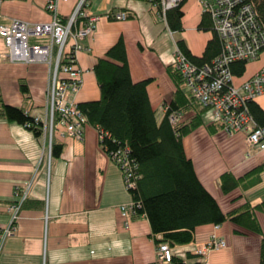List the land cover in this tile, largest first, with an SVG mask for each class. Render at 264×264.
Segmentation results:
<instances>
[{"label":"crops","instance_id":"1","mask_svg":"<svg viewBox=\"0 0 264 264\" xmlns=\"http://www.w3.org/2000/svg\"><path fill=\"white\" fill-rule=\"evenodd\" d=\"M46 1L1 0L0 23L9 24L13 18L30 23L46 22L50 19L45 10ZM146 2L148 8L141 12L132 3L118 7L130 12L122 20L94 10L100 17L84 40L88 49L76 53V65L82 71V84L72 95L77 103L100 98L93 66L121 37L131 78L134 81L151 78L147 85L151 105L155 114L159 108L164 114L163 104L175 89L167 66L173 62L176 40L184 39L192 54L199 56L211 34L203 37L198 32L201 30H197L202 15L197 0L183 2L182 31L170 29L166 14L162 15L156 5ZM70 7L71 3L60 6L64 12ZM165 27L172 39L167 46ZM188 30L201 36L199 45ZM175 32H180L178 38L174 37ZM30 41L37 39L32 37ZM6 52L0 36L1 98L7 104L22 107L33 117H40L44 123L49 116L47 88L51 68L44 62H11ZM21 82L29 89L28 97L20 89ZM257 102L264 109V94ZM207 123L183 137L186 155L193 161L200 181L224 211L241 201H231L239 194L253 203L263 200L264 169L254 175L257 180L250 187L229 194L221 191L219 177L225 171L240 176L264 164V151L254 150L247 155L243 133L228 134L223 130L210 133ZM100 139L99 130L90 124L84 127L82 139L63 136L57 130L50 137L49 128L36 136L25 125L0 117V228L10 222V206L18 200V190L30 184L13 231L0 247V264H156L160 234L152 233L144 214L131 216L128 226L125 225L119 206L129 203L131 195L124 186L120 167L105 151ZM53 144L59 145L58 153H52ZM257 217L264 237V214L258 213ZM234 228L230 221L219 224L216 230L213 223L195 228L192 241H204L214 231L226 241L224 248L213 250L205 257L206 264H260L262 236L251 232L238 234ZM192 241L173 250L185 264H205L199 257H187Z\"/></svg>","mask_w":264,"mask_h":264},{"label":"trees","instance_id":"2","mask_svg":"<svg viewBox=\"0 0 264 264\" xmlns=\"http://www.w3.org/2000/svg\"><path fill=\"white\" fill-rule=\"evenodd\" d=\"M158 5L159 0H144ZM264 25V0H251ZM183 2L166 11L169 28L182 31L181 9ZM130 16V15H129ZM197 30L211 31L201 55L192 54L184 39L176 40L177 46L193 62H209L221 51V41L213 29L210 17L202 13ZM247 61L230 64L235 76L241 77ZM100 88V98L79 102L78 105L90 125L102 135L100 141L111 156L117 150H125V156L135 171L136 185L129 189L134 202L132 216L144 214L149 220L153 234H160L157 243L169 246L186 244L193 240L195 228L202 224H221L230 221L234 232H247L262 236L258 213L264 214V199L251 202L242 194L231 198L237 205L224 211L217 199L203 185L195 171L193 161L186 155L183 137L204 124L202 112L205 108L195 102L180 74L173 64L167 71L175 89L172 97L164 102L166 110L157 120L152 107L147 85L151 78L134 81L131 78L123 39L120 37L93 66ZM20 89L28 97L29 89L20 83ZM248 108L256 123L264 125V109L257 101H250ZM192 111L193 113L189 112ZM179 120L172 123V113ZM189 113V114H188ZM188 114L189 118H185ZM180 116L184 117L180 121ZM0 117L16 121L31 129L36 136L42 133L41 120L29 115L22 107L7 104L0 96ZM188 117V116H187ZM210 133H216L221 125L215 120L206 124ZM59 145H52V153H58ZM264 169L257 165L240 176L225 171L220 174L219 186L224 194L238 188L247 189L256 182L255 174ZM259 263L264 264V237H261ZM189 253L187 257H191ZM172 262L184 264L181 257L173 256Z\"/></svg>","mask_w":264,"mask_h":264},{"label":"built area","instance_id":"3","mask_svg":"<svg viewBox=\"0 0 264 264\" xmlns=\"http://www.w3.org/2000/svg\"><path fill=\"white\" fill-rule=\"evenodd\" d=\"M184 1L159 0V11L165 15L168 9ZM197 1L201 12L210 17L213 29L221 41V51L209 62L197 64L177 46L173 55L174 69L182 77L192 97L202 106L213 109L215 121L224 132L243 130L248 145L263 150L264 125L256 123L248 103L257 101L264 94V65L246 78L235 76L230 69L232 62L256 60L264 51V25L259 19V13L251 0ZM69 2H72L70 10L62 11L60 6ZM104 3L112 6V0H104ZM45 10L51 16L47 22L30 23L13 18L9 24L0 23V36L7 48L6 58L11 62H44L49 65L52 72L47 88L49 116L44 123L41 121L42 130L49 128L50 137L57 130L63 136L82 139L84 127L89 123L72 97L82 83V71L76 65V53L85 48L83 39L95 29L100 15L93 10L92 0H47ZM102 14L122 20L128 18L130 12L112 6ZM32 37L37 41L31 42ZM35 120L41 119L35 116ZM169 120L174 123L175 115H169ZM111 158L122 171L126 190L134 189L136 175L125 156V150H117ZM29 185L18 190V200L10 206V222L0 228V247L13 231L14 220L27 198ZM133 205L131 200L119 206L126 226L134 213ZM218 226L214 224V228ZM177 246L158 243L156 264H175L172 257H180L173 250ZM225 246L226 241L212 232L204 241H192L188 253L204 261L211 251ZM203 263L206 264L205 261Z\"/></svg>","mask_w":264,"mask_h":264},{"label":"rangeland","instance_id":"4","mask_svg":"<svg viewBox=\"0 0 264 264\" xmlns=\"http://www.w3.org/2000/svg\"><path fill=\"white\" fill-rule=\"evenodd\" d=\"M1 1V0H0ZM198 2V1H197ZM69 3H71V6H72V2H69ZM69 3H66V4H69ZM115 4L114 6H115V8H118V7H120L121 5H126V6H129L128 4H134L135 6H136V11H139V12H141V10L142 11H145V10H147V8H148V3L146 2V1H144V0H112V4ZM46 4V3H45ZM200 5V4H199ZM71 8V7H70ZM92 8H93V10H98V11H106V10H108L109 8H110V5H107V4H105L104 3V0H92ZM118 9H121V8H118ZM50 15V14H49ZM50 19H51V16H50ZM49 19V20H50ZM48 20V21H49ZM47 22V21H46ZM163 26V25H162ZM165 46H167L170 42H171V37H170V35H169V33H168V29L165 27ZM188 32V34L190 33V37L193 39V41H195L196 42V44H200L201 43V39H200V37L201 36H203V37H207L208 35H210L211 34V31H198L199 32V34L201 35H198L197 33H195L194 31H192L191 32V30H188L187 31ZM92 33V32H91ZM90 33V34H91ZM179 33L180 32H175V35H174V37H179ZM89 34V35H90ZM88 36V35H87ZM86 36V37H87ZM85 37V38H86ZM85 38L83 39V44H84V40H85ZM85 45V44H84ZM88 49V47L85 45V48L84 49H82V50H87ZM175 52V51H174ZM174 55V54H173ZM172 64H173V62H172ZM262 65H264V51L261 53V55L259 56V58L258 59H256V60H252V61H249L248 63H247V65H246V70H245V72H244V74H249V73H251V72H254L256 69H258L260 66H262ZM174 67V66H173ZM82 84V83H81ZM193 98V97H192ZM193 100L195 101V102H197V100H195L194 98H193ZM164 105V104H163ZM200 105V107H203V108H205L204 109V111L202 112V118H203V120H204V122H209V121H214L215 120V116H214V112H213V109L212 108H207V107H204V106H202L201 104H199ZM164 110H166V106L164 105ZM165 112V111H164ZM189 112H191V113H193L192 111H189ZM171 114H173V112L172 113H170V115ZM189 114V113H188ZM186 115L185 116V118L184 117H182V116H180V121L184 118V119H186V118H189V116L190 115ZM156 118H157V120H160V118L162 117V115H163V113H162V111H161V109L159 108L158 110H157V112H156ZM188 116V117H187ZM177 120H179L178 118H177V116H175V122L177 121ZM195 130V129H194ZM234 132H241V133H243L244 134V138H245V144H246V147H247V155H251L253 152H254V150H257V151H264V149L263 150H259V148L258 147H253V146H249L248 145V143L246 142L247 140H246V134L244 133V131L243 130H235V131H232L231 133H234ZM231 133H228V134H231ZM219 227V226H218ZM217 227V228H218ZM217 228H214V230H216ZM215 232V231H214ZM216 233V232H215ZM217 234V233H216ZM218 235V234H217ZM219 236V235H218ZM186 249V248H185ZM188 249V248H187Z\"/></svg>","mask_w":264,"mask_h":264}]
</instances>
